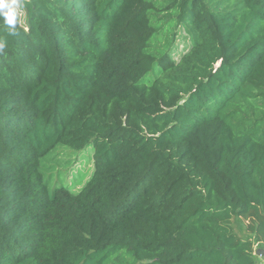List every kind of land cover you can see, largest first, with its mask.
<instances>
[{"label":"trees","instance_id":"1","mask_svg":"<svg viewBox=\"0 0 264 264\" xmlns=\"http://www.w3.org/2000/svg\"><path fill=\"white\" fill-rule=\"evenodd\" d=\"M20 2L17 35L0 18V264H258L264 0ZM90 146L82 189L52 188Z\"/></svg>","mask_w":264,"mask_h":264},{"label":"rangeland","instance_id":"2","mask_svg":"<svg viewBox=\"0 0 264 264\" xmlns=\"http://www.w3.org/2000/svg\"><path fill=\"white\" fill-rule=\"evenodd\" d=\"M183 47V43H180L179 49L182 50ZM92 155L93 148L90 146L73 159V164L70 162L69 155L59 157V161L53 160V168L47 171L48 176L51 178V187L66 186L74 192L82 189L94 171ZM60 161L64 162V164ZM232 224L239 237L246 238L249 235L245 222L234 220Z\"/></svg>","mask_w":264,"mask_h":264},{"label":"clouds","instance_id":"3","mask_svg":"<svg viewBox=\"0 0 264 264\" xmlns=\"http://www.w3.org/2000/svg\"><path fill=\"white\" fill-rule=\"evenodd\" d=\"M22 7L20 0H0V18L4 25L8 26L10 35H17L16 26ZM2 47V45H0Z\"/></svg>","mask_w":264,"mask_h":264},{"label":"built area","instance_id":"4","mask_svg":"<svg viewBox=\"0 0 264 264\" xmlns=\"http://www.w3.org/2000/svg\"><path fill=\"white\" fill-rule=\"evenodd\" d=\"M254 250H255L254 255H256V257H257L258 259L264 257V252L259 251L257 245L255 246Z\"/></svg>","mask_w":264,"mask_h":264},{"label":"crops","instance_id":"5","mask_svg":"<svg viewBox=\"0 0 264 264\" xmlns=\"http://www.w3.org/2000/svg\"><path fill=\"white\" fill-rule=\"evenodd\" d=\"M257 262L258 264H264V257L260 259L257 258Z\"/></svg>","mask_w":264,"mask_h":264}]
</instances>
